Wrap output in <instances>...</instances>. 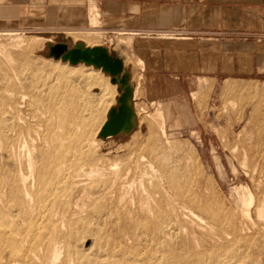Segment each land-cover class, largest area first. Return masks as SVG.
Segmentation results:
<instances>
[{"label":"rangeland","instance_id":"374dc122","mask_svg":"<svg viewBox=\"0 0 264 264\" xmlns=\"http://www.w3.org/2000/svg\"><path fill=\"white\" fill-rule=\"evenodd\" d=\"M90 7H93L91 9H94V6H91V4ZM88 27L89 24L79 29H81L83 32H86L89 31ZM75 29L77 28H68L57 25L56 23L54 24L50 21H45L44 18L42 17L37 19L21 18L20 20L19 19L8 20V21L0 20V32L23 33L24 35L23 38L26 39V40L24 39L25 42L28 40L25 43L27 45L24 44L25 46L23 45L21 49V47L19 48L15 45L16 44L15 40L17 39V37L12 38L9 35L8 36L3 34L0 35V185H1L0 187L1 190L0 191V264H13L14 262L15 264L18 263L23 264V262L24 264H34V263L47 264L48 262L46 261L48 260L46 259L47 258L49 260L51 259V257L48 254H50V250H52L53 249L52 247H54L52 246L50 248L49 245L55 244L56 246H58L59 242L61 246L59 245L58 247L64 250L60 249V251L63 252L62 253L63 255H61L59 261L57 260L56 264L71 263L73 259L74 262H72L71 264L74 263L81 264L82 262L78 263L79 260L82 261L84 260L85 263L83 264H90V263L91 264H98V263L99 264L100 263L101 264H136L135 262H137V264H166V263L167 264H198L197 262H199L200 264H204L202 263L203 261L205 262V264L207 262H208L207 264L209 263L220 264V262L217 261L219 255H220V259L226 262L225 263L224 261H221L222 262L221 264H223V262L225 264H264V217H263L264 212L261 216H259L257 212L259 205L261 206L264 205V36H257L249 39H244L242 37H233V38L231 36L226 37V35L217 36L216 34L214 35L209 32H201V31L195 32L196 30L187 29V28H167V30H174V31H163L165 29H156V28L154 29L139 28V30H134L132 28L131 29L125 28V25L122 24L112 28L103 27V25L101 24L99 28H94V30H97L96 32L101 31V33H103V36L105 35L104 36L105 39L103 40L102 44L96 43L94 40L91 41L90 44L88 42L87 43L84 42L85 43L84 44L82 42V39L77 40L75 42V39L73 38V36L75 35L72 34L71 32ZM119 31H123V32H119ZM73 32L76 34L75 31ZM124 32H126V35L124 36L119 35L120 33L124 34ZM127 32H132V33L136 32L141 34V35H135V37L133 36L132 46H129L128 48L125 47L128 56L131 55L133 58H135V60L136 58L142 59V56L137 52L136 47L134 45L136 39H140V40L151 39L154 41H158L159 44L156 45L158 46L162 45L160 47L161 52L156 53L151 51L152 53H150V55L147 58L149 59L148 62H146V60L143 58L142 60L145 63V67L143 69L137 67L138 71L135 68L134 70H132L133 67L131 65H129L128 68H126V70H128L131 74V83L134 86L133 97L135 96L136 87L138 88V90L140 88V90L138 91L139 95L137 94L135 101L133 99V107L136 113V127L128 134L121 133L104 139L99 135L100 127H102L104 122L107 120L109 110L112 107H117L119 105L118 96H120L121 94L120 86L118 84L113 85L111 83V77L106 72H103L102 69L98 70L94 66H87L84 63L78 65H72L70 64L69 61L64 62L62 61V59L58 60L55 59L54 57H49L48 55H46V53L48 52L49 44H56L58 42H65L69 46L75 45L77 43H83L85 46H87V44L91 46L92 44L93 46L96 44H100L108 48L109 52L114 56L116 55V57L124 59L125 56L119 54V52L121 51L117 50L118 53L117 51H115L114 49L115 46L112 44V41H114V39L115 41H117L118 39L126 40L128 38L127 35H132L130 33L127 34ZM162 32L182 35L188 37L189 39L179 40L176 38L174 39L152 38V37H158V34ZM37 36H42V37L45 36L46 38L48 39L50 38L51 40H53V42L50 43L43 41L44 45L42 44V42H38V41H35V43H33ZM65 36H67V38ZM3 49H5L8 52L10 51L11 55L15 57L14 59H16V61L15 64L13 63V65H11L12 67L10 66L11 63L6 60V57L4 56L3 53ZM193 49L198 50L199 54L193 56L192 55ZM23 56L27 59L23 61V63H21L22 60L20 59L21 58L23 59ZM36 56L37 57L39 56L41 58L38 57L39 58L38 59ZM43 61L46 62V64L48 62L50 63L44 65V63L43 64L41 63ZM31 63L36 66V67L34 66V69L35 68L40 69V70L39 69L36 70L38 73L44 74L46 76V78L43 81V84L37 85L38 88L40 86L39 91L41 93L39 95L37 94L36 100L34 101L36 105L34 104V106L33 105L31 106L29 104L30 105L29 106L28 103L24 101V103L22 102L21 105L20 104L18 105L19 106L18 109H14L15 102L14 100L13 101L11 100L13 95L11 96L7 94L8 91L12 92L14 90L15 92V88L19 87L18 86L19 83L17 82L16 79H14L15 78L14 73H16V71L17 73L20 72L21 66H23L26 69V71L24 72L25 73L24 78L26 77L28 79L29 76L31 77V73L28 71L30 70L31 67L32 68L30 71L32 73H37L35 70H33V66H31ZM148 63H150V66H148ZM44 66L47 68H45ZM43 67L44 69H42ZM29 73L30 75H28ZM139 76L141 78H139ZM24 78L22 77V79L25 81ZM26 84L27 82H25V85ZM138 84L139 86H137ZM226 85H231L230 87L232 89L229 92L226 90L225 87ZM11 88L14 89L12 90ZM14 94H15L14 95L15 101L16 102L20 101L19 103H21V99L18 97L17 93ZM55 104L57 107L55 106ZM134 104L137 107H135ZM20 106L23 107V109L20 108ZM160 106L162 107L166 116L165 119H166L167 133L165 138L163 137L166 140L161 138L157 132H156V137L159 141L161 140L160 141L161 144L164 141L165 142L170 141L172 145H170V147H166L164 146V144H162V149L164 148L165 150L163 149L160 152L161 158L159 160H161L164 157H165L164 159L168 158L170 160V161L168 160L169 162L168 167L174 169L177 175L180 176V178H182L183 180L186 177L184 182H189L190 186L193 187L195 193H197L196 194L197 198H200L199 200L202 203L203 209L204 206L207 205V203L208 205L212 204L216 206L218 215H220V217H217L215 219L216 222L215 226L217 227L215 228L217 229L216 230L217 232L215 231V229L213 231L211 230L212 231L211 232L209 229H207L204 226H201V228L198 227L196 228L195 226H192L191 229L192 223H189L191 219L190 218L187 219L188 217L183 218L184 213L181 212L182 211V208L180 206L181 202L179 201H178L179 203L177 202L178 209H176L177 207L175 208V206L173 207L172 204L170 205L169 204L170 201H168L169 199H167V195L163 193V191L165 192V190L162 191V189H164L161 188L163 185L160 186L158 182H154L153 184H150L149 179H146L145 187L147 191L151 193L152 197H155V195H157V198L156 197H155L156 199L152 198V200L153 201L155 200L156 205L160 200L163 199L165 200L166 203H168V205L166 204L164 205V209L159 211V209L156 208L157 206H155V202L153 203L151 201L150 204L151 207L154 206L152 207V209L154 211L157 210L158 212L161 213H163L166 209L167 210L166 212L168 216L171 218V220L170 219L168 220V217H164V219L166 218V220L162 219L161 217L160 220L158 219L160 217L156 218L151 215L149 216L148 214H145V212L144 213L138 212L139 209L138 201L140 198L139 196L141 195L140 189H137L139 188V185L136 184L137 185V186L135 185L136 187L134 186L133 189H130V191L132 190L131 192L126 193L125 191H123V188H120L121 186L118 184L115 185L114 188L112 187V183L108 182V179H110L112 176H110V178L108 176V179L105 176L104 181L105 183L107 181V185L109 186L111 185L110 186L111 188L109 187V189L107 190V196L110 195L111 198L115 194H116L115 196H118V198L115 196L112 198V200L115 198L116 201L114 200L109 201L110 203L112 202L114 204L116 203V206L115 205L112 206L113 204L109 205L108 204L109 202L108 203L106 202L107 204L104 202L105 204H103L104 198L101 197V194L95 195L93 197L95 200H97L96 203L92 200V202H89V204H87L88 201L92 199L93 191L95 190V188L97 189L100 186V184H98L97 181L89 180L90 178L88 179L89 177L88 174H82L83 171L84 173H88L89 171L87 170L91 168L90 165L89 166L83 165L81 170H83V168L85 170H83L82 173L80 171L79 174L77 175L80 174L82 175V177L81 176L78 177L79 179L83 178L84 175H85L84 178L86 177L87 179L85 178L86 181L84 180V178L80 180L78 179V182H81L80 184L82 185L84 184L83 185L84 187L82 188H84L85 190L81 188V191L84 190L83 192H85V194L81 191L80 192L83 194V196L85 195L89 197L90 195V198L87 197L89 200L88 201L82 200V198L83 199H87V198L85 196L84 198L80 194V192L79 194L77 193L78 195L77 197L76 190H74L75 191L74 194L76 196L75 200H77L76 202L75 200H70L67 197L64 200L62 199L63 201L60 202V204L63 203L60 206L61 209L59 210L58 208H55V211H57L58 209L57 212H59L60 216H58V214L55 212L56 214L54 213L53 217H50L51 219L50 222L53 220L54 223H56L57 221L58 222L56 224H54L53 222H51V224L49 223L50 225L48 224V229L49 228L53 229L51 231L49 229V232H47L49 239L48 241L52 240L51 241L52 243L50 242L47 243L48 242L47 241L43 247L33 246L34 244L32 240L33 234L29 231L30 227L27 226L29 225L31 226V224H33L36 221V219L38 220V218L34 217L30 211H27L26 208L28 207L25 206L24 200L21 201L22 198L21 199L19 198L18 186L20 184H19V180L17 179L20 176L19 174H23L21 176H24L23 172H25L26 174L25 177L29 176L28 174L29 155L27 156V154L29 153V151L31 152L33 150L34 146H31V144L33 143L32 145H35V143L32 141L36 139V141L34 140L37 143L36 146L41 149H44L47 152L48 150L53 151L55 146L67 148L70 145V143L72 144L73 141L75 140L73 136L74 134L78 135L77 139L80 138V142H81L82 131H85L84 129L89 126L92 129L91 125H93V132L94 130L96 131L93 133L91 129L87 130L88 129L87 128L85 133L87 131L89 133L88 132L86 134L83 133L82 138L86 137L84 138L85 141L88 138L89 142H91L93 139L99 140L95 149L92 150L93 152H95L94 154L95 158H97V156L99 155L103 158V156H105L106 154L109 156V158L111 157V160L112 159L114 160L118 156L121 157L123 156V158H126L128 156V153L132 151H136L135 152L136 154H140V153L146 154V152L144 153V151L146 150L144 148H146L145 146L147 145L146 143L149 136L148 126L150 123V118H148L147 116L156 114ZM25 107H27V109ZM43 107L45 109H43ZM141 108H145V110ZM11 109L14 110L11 111ZM139 110L142 111L138 112ZM38 111H40L41 113ZM169 112L173 113L174 116H171ZM54 113H56L57 115L55 116ZM74 114L75 115L78 114L77 117ZM19 117H21L22 120L21 119L19 120L18 119ZM30 117H32V119ZM65 119L72 121L68 122ZM75 119H77V121ZM54 122H55V126H54ZM67 122L70 124L68 125ZM72 122L74 123V125ZM78 122L80 123V127L78 125L79 124ZM82 122L83 124L85 122L84 124L85 126L88 123L87 126L83 128L84 125L81 124ZM49 123L52 125H49ZM60 124H62L61 127ZM63 124L64 126L67 125L68 127H62ZM39 126L43 127V128L40 127L42 130L39 128ZM53 126L55 127L54 129L58 127L56 131L52 129ZM73 126H75L77 129L73 128ZM59 127L62 128L63 131ZM30 128L33 130L29 131ZM34 128L35 130L38 128L36 130L37 132L34 130ZM48 128L50 129L48 130ZM72 129L76 130L74 131V134ZM27 130L31 133L28 132L29 133L28 134L27 132H25ZM21 131L24 132L22 133ZM77 131L79 132L77 133ZM35 132L38 133V135ZM7 133L10 135L8 136ZM136 133L139 134L137 135ZM87 134L88 135L91 134L90 135L91 138ZM66 135H70V136L68 137ZM6 136L8 138H6ZM37 137L40 138L37 139ZM14 138H16V141L14 140ZM45 138H48L49 141V145L47 144L48 146H45L46 144ZM70 138H72L73 140H70ZM133 138H135V140H133ZM7 139L10 140L8 141L10 142L9 143L10 146L6 145L8 143ZM57 140L59 142H57ZM88 140L86 141L87 143ZM19 141H21V143H19ZM50 141H52V143ZM65 141L66 142L69 141V142L63 143ZM14 143L19 145L18 146L15 145L16 147L15 148ZM26 144L28 145L30 144L31 147L27 146ZM63 144H65V146H62ZM23 145H25L26 148H23L24 147ZM19 146L20 148H17ZM6 147L8 149H4ZM10 147H12L13 150L12 148L10 149ZM27 147H29L30 149L29 148L27 149ZM47 147L48 148L53 147V148L51 150L48 149ZM15 150L18 152H16ZM5 151L6 153L4 155ZM13 151L16 152L15 153L16 157L14 156ZM8 158L9 160L12 159L11 160L12 164H9L10 165L9 167H8V163H10V161L9 160H8L9 162L4 161L7 160ZM104 159L106 158L104 157L103 160ZM164 159H162L160 161L161 163L160 162L159 163L162 164L164 162ZM81 163H84V161ZM6 167H8V169ZM11 167L14 169H12ZM9 168L11 169L10 171ZM4 169L6 171L8 170V172L5 173ZM73 170L76 169L73 168ZM19 171L20 172L23 171V172L20 173ZM66 171H67V167H66ZM9 173L11 174V176ZM131 174L130 176H133L132 172ZM72 178L74 180L76 179L73 176H71V180ZM71 180L69 179V183L72 182ZM82 180L84 182H82ZM13 182L16 183L14 184L17 186L16 188L14 185H13L14 187H11ZM86 182L87 184L85 186ZM94 183L95 185H93ZM90 184L92 185L93 189L90 187L91 186ZM163 184L164 185L166 184V180L163 181ZM88 185L89 188H87ZM4 187L6 189H4ZM85 187L87 188V190H89L90 188L91 190H89L88 192ZM243 187L244 188L247 187L252 192L255 199L253 202L254 204H252V206H250L249 209V211L251 210L250 211L251 215L249 218L244 216H242L243 217L242 218L240 216L241 212L245 211V206L243 204V197H244ZM10 189L13 191H11ZM110 189L111 190L113 189V191H110ZM138 190L140 194H138ZM168 190L170 193L172 192L171 194L173 195V190H171L169 187ZM15 191L17 192V194ZM8 192L11 194V197ZM113 192L114 194H112ZM119 193H123V195L124 193L126 194L129 193V195H124L125 197H127V200L125 199L124 196H122ZM15 194L17 195L18 198L16 197ZM97 198H99V200ZM122 198L123 200L124 199L126 200V203L125 201L122 200ZM131 198L134 199L135 206L133 205V203H131L130 201L132 200ZM8 199H12V200H8ZM81 200L84 201L85 203H83ZM120 200L123 202L119 203ZM12 201H14L12 203L13 205L11 204ZM17 201L18 202L21 201L20 203L21 206L18 204ZM80 202L82 204H80ZM129 202H130L129 204L130 206L128 205ZM14 203H17L19 206ZM65 203H67L66 204L67 208H65L66 207L64 205ZM75 203L76 204L78 203L77 213H73L76 210ZM10 204L12 205L13 208L10 206ZM93 205L97 207L95 208L93 207ZM101 205L102 206L105 205L104 207L112 206L114 210L112 208L104 209V207H102ZM23 206L25 207V209H23ZM79 206L81 207L84 206L86 208L83 209L80 207V209H78ZM89 206L92 207L90 208ZM122 206L123 207L125 206L126 208L125 207L123 208ZM127 207L131 210H129ZM171 207H173L174 209ZM20 208H22V210ZM200 208L196 209V211L199 212L202 216H205L204 217L205 219L208 218L207 220L210 219L209 221L212 222V220L214 219L209 215H207L208 213L205 212V209L203 211V209ZM10 209H14V211ZM64 209L66 210L64 211ZM28 210L31 209L28 208ZM78 210L81 211L79 212ZM112 210L114 213H116V215L117 214L118 215L116 216L112 212ZM170 210H174V212H176L175 210H177V213L174 214L173 212V214H171L173 218L171 215H169L170 213H172V211ZM22 211L24 213L26 211L30 217L33 216L31 217V220L30 218H28L29 216L25 215L26 213L24 214ZM63 211L64 214H62ZM68 211L70 214H72V216L68 213ZM106 211H110L108 212L109 213L108 216ZM19 212H21L22 215ZM124 212L126 213L127 217H128L127 213L128 212L130 213V219L129 218L123 219V217H126ZM111 213H113V215L115 216L110 215ZM142 213L144 216L142 215ZM17 214L20 216L18 217ZM131 214L134 216H131ZM63 215H66L67 217ZM26 217L28 218V220H30V222L26 220L27 219ZM54 217H56V220L54 219ZM61 217L63 218L66 217V218L63 219ZM120 217L122 220L120 219ZM131 217H133L132 218L133 220L131 219ZM175 219L177 221L179 220L181 224L180 223L177 224V221H175L176 223H174ZM240 219L242 220L243 223L241 222ZM245 220H250V221H246L248 225L245 224L246 223L244 222ZM20 221L21 223H19ZM60 221H61L60 224H62V221L63 223H65L66 221L69 222V224L67 223L69 225L68 228L69 232L66 231L67 229L65 230V228H67L66 226L67 224L65 223L60 226V224H58ZM168 221H170V224ZM190 222H192V220ZM144 223H145V229H144ZM237 223H238V227H237ZM239 224L245 225V227L243 226L245 229L239 227ZM63 225L65 226V228ZM227 225H229V227H227ZM231 225L233 226L231 227ZM53 226H58V227H54L55 228L54 229L52 228ZM175 226L176 227L178 226L177 228L178 230L174 229L176 228ZM185 226H187V228ZM181 227H184V229ZM71 228L74 229H72L71 230L72 233L69 234ZM79 228L80 229L82 228L81 230H83V228H87V229L89 228L91 232L92 231L96 232L95 235L98 234L99 237L93 234L94 237L96 238L92 239L90 235L91 237L90 239L89 235L80 232V235L78 234L80 237L77 235V239H79L77 244L73 243L74 242L73 240L76 239V237H74L75 235L74 233L81 231L79 230ZM189 228L191 233L190 231H188ZM181 229L182 230L187 229V230L183 231L184 232L183 233ZM205 229L209 231H206ZM221 229L223 230L225 229V230L223 231ZM24 230H26V232ZM175 230L176 232L174 233ZM240 230H241V234H243L242 236L240 234ZM43 231L46 232L48 230L45 231L43 229ZM59 231L60 233H58ZM186 231H188L189 233ZM205 231L206 233H204ZM244 231L247 232L245 233ZM55 232L58 235L57 240H56L57 236ZM224 232H227L226 234L230 235V236L228 235L229 236L228 240L226 239L227 237L226 234H224ZM238 232L239 234H237ZM192 233H194L195 235ZM213 233L215 236L213 235ZM52 235L56 237L54 238ZM8 237H12L11 241L16 240V244L18 246L20 243H22L19 246V251L16 254L13 253V245L11 246L12 243L10 244L7 243ZM49 237L52 239H50ZM84 237L85 238L87 237L86 239L88 241L85 240ZM194 237L195 238L199 237V238L194 241ZM240 237L242 238L244 237V238L241 239ZM64 238L68 240H65ZM171 238L173 240H171ZM55 241L57 244L55 243ZM66 241H68L69 244ZM63 242H66V244ZM196 242L197 244L198 243L201 244V246L195 245ZM72 244L76 246H73ZM62 246H65L66 248L65 247L63 248ZM70 248L72 252L75 250L74 253L76 252L78 255L75 253L76 255L72 256V254L74 255V253H71L70 254L71 256L67 258L66 256L67 254L69 255V253L66 254L64 251L67 252ZM227 248L230 249L228 250ZM47 249L49 251H47ZM197 249L199 252L197 251ZM27 251L29 253L28 255H32L36 257L25 256L27 254ZM167 251H171V252H167ZM222 251H224L223 253L226 254V256L222 253ZM204 252L207 253L205 254ZM31 253H34V255ZM79 254L83 258H81ZM221 254L224 256H221ZM37 255H40V257ZM196 255L198 258L196 257ZM144 256L148 258L145 259ZM199 256L204 258H201ZM229 256L231 258H229ZM30 257L33 259L34 258L37 259L39 257L40 260L39 258L37 260H32L30 259ZM37 261H40L41 263ZM50 264L53 263L51 262Z\"/></svg>","mask_w":264,"mask_h":264},{"label":"bare ground","instance_id":"6f19581e","mask_svg":"<svg viewBox=\"0 0 264 264\" xmlns=\"http://www.w3.org/2000/svg\"><path fill=\"white\" fill-rule=\"evenodd\" d=\"M90 2V1H89ZM89 5V4H88ZM90 6V5H89ZM92 6V5H91ZM91 8H93V7H89V10H88V15H89V27H88V29H89V31H86V32H83L81 29H79V28H77V29H75V30H73V31H75L76 32V34L73 32V31H71L72 32V34H74L75 36H73V38L75 39V42L77 41V40H81L82 39V42L84 43H89L90 44V42L91 41H95L96 43H101L102 44V42H103V40L105 39L104 38V36H103V33H101V31L100 32H96L97 30H94V28H99L100 26H101V21H99L100 19H99V13L96 11V9H95V7H94V9H91ZM64 29V28H63ZM65 30V29H64ZM63 31V30H62ZM67 31V30H66ZM68 31H70V30H68ZM66 33V32H65ZM70 33V32H69ZM1 34H3V35H9V36H11L12 38L13 37H17V39L15 40V45L17 46V47H21V49H22V46L28 41H26L25 42V38H23V33H12V32H0V35ZM105 34V33H104ZM128 34V33H127ZM131 34V33H130ZM2 35V36H3ZM68 35V34H67ZM120 36H124V35H126V32H124V34L123 33H120L119 34ZM163 35V34H162ZM72 36V35H71ZM119 36V37H120ZM128 36V38L126 39V40H119L118 38H116V39H118L117 41H115V39H114V41H112V44L115 46L114 47V49H115V51H117V50H119V51H121V52H119V54H121V55H124L125 56V58L123 59H121V58H119V57H117V58H119V59H121L123 62H124V67H125V69L126 68H128V66L129 65H131L132 67V70H134V68L138 71V68L137 67H139V68H141V69H143L145 66H144V63H143V61H141L140 59H137L136 58V60H135V58H133L131 55L130 56H128V53H127V51L125 50V47H129V46H132V43H133V34L132 35H127ZM5 37V36H4ZM66 38H67V36H65ZM118 37V36H117ZM180 38V37H179ZM23 39V40H22ZM25 39V40H24ZM108 39H110V38H108ZM113 39V38H112ZM121 39V38H120ZM64 40V39H63ZM35 41H38V42H42V44H43V41H46V42H53V40H51L50 38L48 39V38H46L45 36L44 37H42V36H37L36 38H35V40H34V42L33 43H35ZM14 42V41H13ZM29 42H30V40H29ZM111 42V41H110ZM84 43V44H85ZM4 44V43H3ZM89 44H87V46L88 47H93V44H92V46L91 45H89ZM124 44V45H123ZM25 45H27V44H25ZM24 45V46H25ZM44 45V44H43ZM94 46H101L100 44H96V45H94ZM124 46V47H123ZM5 47V46H4ZM24 48V47H23ZM1 49H2V47H1ZM7 49V48H6ZM20 49V50H21ZM113 49V48H112ZM121 49V50H120ZM26 50V49H25ZM24 50V51H25ZM28 50V49H27ZM3 53H4V56L6 57V60L8 61V62H10L9 64H10V66L11 65H13V63L15 64V61H16V59H14L15 57H13L12 55H11V53H10V51L8 52V51H6L5 49H3ZM117 53H118V51H117ZM3 56V57H4ZM117 56H119V55H117ZM22 57V56H21ZM37 57V56H36ZM39 57V56H38ZM37 57V58H38ZM115 57H116V55H115ZM36 58V59H37ZM39 58H41V57H39ZM38 58V59H39ZM5 59V58H4ZM27 58H25L24 56H23V59L21 58L20 60H22V62L21 63H23V61H25ZM34 59V58H33ZM59 60V59H58ZM48 61V60H47ZM20 62V61H19ZM29 62V61H28ZM64 62H68V61H64ZM42 64L44 63V65L46 64V62H41ZM48 63H50V62H48ZM47 63V64H48ZM81 63H84V62H80V63H78V64H81ZM40 64V63H39ZM38 64V65H39ZM46 64V65H47ZM78 64H76V65H78ZM85 64V63H84ZM87 65V64H86ZM16 66V65H15ZM29 66V65H28ZM31 66H33V70H38V69H34V64H32L31 63ZM49 66V65H48ZM87 66H93V65H87ZM12 67V66H11ZM36 67V66H35ZM45 67V66H44ZM44 67L42 68V69H44ZM32 68V67H31ZM31 68H30V70H31ZM45 68H47V67H45ZM17 69V68H16ZM41 69V70H42ZM96 69H98V70H100V68H96ZM30 70H28L30 73H31V77L29 76V80L25 77L24 78V75H25V71H26V69L23 67V66H21V71L20 72H18L17 73V71H16V73H14V79H16L17 80V82L19 83H17L18 84V86L19 87H17V88H15V92H14V88H11L13 91V93L12 92H7V94H9V95H13V99L11 98V100L13 101L14 100V102H15V107H14V109H18L19 108V104L21 105L22 104V102L24 103V101H26L27 103H28V105L30 104L31 106L33 105L34 106V101L36 100V97H37V94L39 95L41 92L39 91V88H40V86H39V88H38V84L39 85H42L43 84V81H44V79L46 78V76L44 75V74H40V73H38L37 71V73H32ZM40 70V69H39ZM48 70V69H47ZM46 70V71H47ZM11 71V70H10ZM63 71V70H62ZM61 71V72H62ZM44 72V71H43ZM104 72V71H103ZM30 73L28 74V75H30ZM47 73V72H46ZM58 73V72H57ZM27 74V73H26ZM59 74H60V72H59ZM108 74V73H107ZM62 75V74H61ZM109 76H110V74H108ZM138 75V74H137ZM143 76V75H142ZM22 77L25 79V81L22 79ZM111 77V76H110ZM138 77V76H137ZM59 78V77H58ZM139 78H141L140 76H139ZM138 80V79H137ZM60 81V80H59ZM58 81V82H59ZM25 82H27V84L25 85ZM137 82H140V81H137ZM14 83H15V80H14ZM112 83V82H111ZM16 84V85H17ZM113 84V83H112ZM118 83H116V84H113V85H117ZM119 85V84H118ZM120 86V85H119ZM137 86H139V84L137 85ZM231 85H226L225 87H226V90L229 92L232 88L230 87ZM17 89V90H16ZM46 89V88H45ZM139 90H140V88H139ZM138 88L136 87V89H135V96L133 97V99H134V101H135V99H136V97H137V94H138ZM58 91V90H57ZM63 91V90H62ZM5 92V91H4ZM44 92H45V90H44ZM43 92V93H44ZM55 92V91H54ZM14 93H17V95H18V97L21 99V103H19V102H16L15 101V99H14ZM42 93V94H43ZM56 93V92H55ZM140 93V92H139ZM58 94V93H57ZM45 95V94H44ZM133 95H134V91H133ZM139 95V94H138ZM5 96V95H4ZM6 96H8V95H6ZM10 96V97H11ZM49 96V95H48ZM61 96V95H60ZM63 96V95H62ZM9 97V98H10ZM17 97V98H18ZM66 99H68V98H66ZM65 99V100H66ZM72 99V98H71ZM132 99V100H133ZM10 100V99H9ZM26 103V104H27ZM48 103V102H47ZM4 104V103H3ZM7 104V103H6ZM41 104V103H40ZM14 105V104H13ZM24 105V104H23ZM22 105V106H23ZM29 105V106H30ZM36 105V104H35ZM54 105V104H53ZM75 105V104H74ZM137 105V104H136ZM2 106V105H1ZM9 106V105H8ZM12 106V105H11ZM25 106V105H24ZM23 106V107H24ZM38 106V105H37ZM37 106H36V108H37ZM40 106V105H39ZM55 106H56V104H55ZM134 106H135V104H134ZM23 107H21L20 106V108H22L23 109ZM57 107V106H56ZM135 107H137V106H135ZM10 108V107H9ZM13 108V107H12ZM26 109H27V107H25ZM47 108V107H46ZM8 109V108H7ZM13 109V110H14ZM33 109V108H32ZM43 109H45L44 107H43ZM51 109H52V107H51ZM50 109V110H51ZM141 109H144L145 110V108H141ZM6 110V109H5ZM10 110V109H9ZM12 109H11V111H13ZM48 111H49V109H48ZM47 111V112H48ZM53 111V110H52ZM58 111V110H57ZM140 111H142V110H139L138 112H140ZM17 112V111H16ZM23 112V111H22ZM38 112H40V111H38ZM3 113V112H2ZM18 113H20V112H18ZM33 113H36V112H33ZM41 113V112H40ZM46 113V112H45ZM58 113V112H57ZM94 113V112H93ZM55 114V116L57 115L56 113H54ZM64 114V113H63ZM147 114V113H146ZM173 114V113H172ZM9 115V114H8ZM15 115H17V114H15ZM34 115V114H33ZM39 115V114H38ZM75 115V114H74ZM78 115V114H77ZM77 115H75L76 117H77ZM88 115V114H87ZM139 115H140V113H139ZM148 115V114H147ZM13 116V115H12ZM138 116V115H137ZM9 117V116H8ZM23 117V116H22ZM34 117H36V116H34ZM96 117V116H95ZM148 118H150V123H149V126H148V128H149V136H148V139H147V145L145 146L146 148H144V149H146L145 151H144V153L146 152V154H136L135 152L136 151H132V152H130V153H128V156L126 157V158H123V156L121 157V156H118V157H116L114 160L112 159L111 160V157L109 158V156L106 154L105 156H103V158L105 157L106 159H104L103 160V158L99 155V156H97V154H96V156H97V158H95L94 157V154H95V152H93L92 150L93 149H95V147L97 146V144H98V142H99V140H95V139H93L91 142H89V140H88V138H87V140H88V143L84 140V138H86V137H83L82 138V136H83V133H85V131H86V129L87 130H89V129H91V127L89 126V127H86L87 126V124H86V126L84 125L85 124V122H84V124H83V122L81 123L82 125H84L83 126V128L84 127H86L84 130L85 131H82V136H81V142H80V138L79 139H77L78 137V135H76V134H74V131H76V130H73V136H74V141H73V143L71 144L70 143V145L69 144H67V145H69L67 148L66 147H56L55 146V148H54V150L53 151H50V150H48V149H51L52 150V148H48V149H46V150H48V152L47 151H45L44 149H41V148H39V147H37L36 146V139H34L32 142H34L35 143V145H32L31 144V146H34L33 147V150L30 152L29 151V153L27 154V156L29 157L28 159V161H29V164H28V166H29V171H28V174H29V176H26L25 177V172H23V171H19L20 173H24V176H21V175H23V174H19L20 176H19V178H17L18 180H19V186H18V196H19V198L21 199V201H23L24 200V202H25V206H27L29 209H31V210H28V208H26L27 209V211H30L31 212V214L34 216V217H37L38 218V220L36 219V221L33 223V224H31V226L29 225V226H27V227H30V232L33 234V246H37V247H43L45 244H46V242L49 240L48 239V234H47V232H49V229H50V231L51 230H53V229H51V228H49L48 229V224L50 223L51 224V222H53V221H51L50 222V217H53V215H54V213L56 212L57 214H58V216H60V214H59V212H57L58 211V209L60 210L61 208H60V206L63 204H60V202H62L66 197L67 198H69L70 200H75L76 199V196H75V191L74 190H76L77 192H76V195H77V193L79 194V192L81 191V188L82 187H84L82 184H80L81 182H78V177H82V175L80 174V175H77V174H79V172L81 171V173H82V171L83 170H85L84 168H83V170H81L82 169V167H83V165H90L91 166V168L90 169H88L87 171H89L88 173H84V171H83V173L82 174H88V179L89 180H92V181H97L98 182V184H100V188L98 187L97 189L95 188V190L93 191V193H92V199H90V201H88L89 199L88 198H90V195H89V193H88V195H89V197L88 196H85L87 199H83L82 197V200H85V201H88V203L87 204H89V202H92V200L96 203V201L97 200H95L93 197L95 196V195H98V194H101V197L102 198H104V201H103V204H105L106 202L108 203L109 201H111L112 200V198L116 195H114L112 198H111V196L110 195H108L107 196V190L109 189V187L111 186H109V185H107V181H106V183H105V181H104V177L106 176L107 177V179H108V176H109V178H110V176H112L110 179H108V182L109 183H112V187L114 188L115 187V185H120L121 187L120 188H123V191H125L126 193L127 192H131L130 191V189H133L134 188V186L137 184V185H139V188H137V189H140V192H141V195L139 196L140 198H139V201H140V203H139V201H138V204H139V206H138V212H145V214H148L149 216L151 215V216H153V217H156V218H158V217H160V218H158V219H160L161 220V217H162V219H164V217H168V220L170 219L171 220V218L168 216V214H167V210L165 209V211L163 212V213H161V212H158L157 210L156 211H154L153 209H152V207H154V206H152L151 207V201L154 203L155 202V200L153 201L152 200V198H157V195H155V197H152V195H151V193L150 192H148L147 191V189H146V187H145V181H146V179H149V181H150V184H153L154 182H158V184L161 186V185H163L161 188H164V189H162V191L163 190H165V192L163 191V193L164 194H166L167 195V199H169L168 201H172L171 203L169 202V204L171 205H173V207L175 206V208L178 206V203L179 202H181V208H182V211L181 210H179V211H181V212H183L184 213V215H183V218L184 217H188L187 219H191L192 220V222H190L189 220V223H192V225H191V229H192V226H195L196 228L198 227V228H201V226H204V227H206L207 229H209L210 231L212 230H214L215 229V231L217 230L216 228V222H215V219L217 218V217H220V215H218V211H217V209H216V206L215 205H212V204H209L208 205V203H207V205H203L204 206V209H205V212H207L208 214L207 215H209L210 217H212L214 220H212V222L211 221H209V220H207V219H205L204 217L205 216H202L199 212H197L196 211V209H199L200 207L203 209V207H202V203L200 202V198H197V196H196V194L197 193H195V190L193 189V187L192 186H190V183L189 182H184V180L186 179V177H185V179L183 180L182 178H180V176H178L177 175V173L175 172V170L174 169H171L170 167H168V158H166V159H164V158H162V159H164V162L162 163V164H160L161 162V160H159L160 158H161V151L164 149H162V144H164V146H166V147H170V145H172L171 144V142L170 141H168V142H163L162 144H161V140L159 141L158 139H157V137H156V132L158 133V135H160V137L161 138H165V136H166V133H167V131H166V119H165V117H164V111H163V109H162V107L160 106V108L157 110V112H156V114H154V115H149V116H147ZM11 118V117H10ZM16 118V117H15ZM31 119H32V117H30ZM49 118V117H48ZM56 118V117H55ZM79 118V117H78ZM19 120L21 119L22 120V118L21 117H19L18 118ZM51 119H53V118H51ZM70 119V118H69ZM89 119V118H88ZM172 119V118H171ZM10 120V119H9ZM34 120H35V118H34ZM59 120H61V119H59ZM66 120V119H65ZM76 121H77V119H75ZM143 120V119H142ZM14 121V120H13ZM66 121H72V120H66ZM47 122V121H46ZM67 122V123H68ZM74 122V121H73ZM72 122V123H73ZM91 122V121H90ZM89 122V123H90ZM142 122V121H141ZM10 123H11V121H10ZM19 123H21V122H19ZM24 123H25V121H24ZM50 123H52V122H50ZM49 123V125H52V124H50ZM79 123V122H78ZM9 124V123H8ZM23 124V123H22ZM44 124V123H43ZM42 124V125H43ZM65 124V123H64ZM64 124H63V126L62 127H68L67 125H65L64 126ZM70 123H68V125H69ZM91 124V123H90ZM93 124V123H92ZM95 124V123H94ZM13 125V124H12ZM18 125V124H17ZM61 125L62 124H60V127H61ZM73 125H74V123H73ZM75 125H77V124H75ZM79 125V127H80V123L78 124ZM20 126V125H19ZM54 126H55V122H54ZM53 126V128L52 129H54L55 127ZM92 126V132H93V125H91ZM103 126V125H102ZM43 128L42 126H39V128ZM59 127V128H60ZM78 127V126H77ZM28 128H29V126H28ZM27 128V129H28ZM33 128V127H32ZM40 128V129H41ZM58 128V127H57ZM57 128L56 129H54L55 131L57 130ZM73 128H75V129H77L75 126H73ZM139 128H140V126H139ZM21 129V128H20ZM38 129V128H37ZM36 129V130H37ZM50 128H48V130H49ZM61 130H62V128H60ZM63 129H65V128H63ZM81 129H82V126H81ZM8 130H10V129H8ZM25 130V129H24ZM31 130H33V129H31L30 128V130L29 131H31ZM34 130H35V128H34ZM35 130V131H36ZM42 130V129H41ZM45 130V129H44ZM47 130V129H46ZM47 130V131H48ZM69 130H71V129H69ZM100 130H101V127H100ZM6 131V130H5ZM14 131V130H13ZM28 130L27 131H25V132H29ZM51 131V130H50ZM63 131V130H62ZM80 131V130H79ZM79 131H77V133L79 132ZM96 130H94V132H95ZM99 131V130H98ZM22 132V131H21ZM24 132V131H23ZM22 132V133H23ZM34 132V131H33ZM32 132V133H33ZM37 132V131H36ZM35 132V133H36ZM69 132H71V131H69ZM88 132V131H87ZM86 132V133H87ZM93 132V133H94ZM29 133H31V132H29ZM28 133V134H29ZM40 133V132H39ZM45 133H46V131H45ZM59 133V132H58ZM63 133V132H62ZM81 133V132H80ZM85 133V134H86ZM89 133V132H88ZM8 134V133H7ZM12 134V133H11ZM16 134V133H15ZM37 135H38V133H36ZM48 134V133H47ZM60 134V133H59ZM137 134V133H136ZM139 134V133H138ZM137 134V135H138ZM10 134H8V136H9ZM22 135V134H21ZM25 135H27V134H25ZM35 135V134H34ZM45 135V134H44ZM88 135V134H87ZM91 135V134H90ZM90 135H88L89 137H90ZM141 135V134H140ZM3 136H5V135H3ZM24 136V135H23ZM31 136V135H30ZM40 136V135H39ZM66 136H70V135H66ZM72 136V135H71ZM86 136V135H85ZM55 137V136H54ZM61 137V136H60ZM63 137V136H62ZM109 137H111V136H109ZM6 138H8L7 136H6ZM18 138V137H17ZM23 138H25V137H23ZM40 138V137H39ZM38 137H37V139H39ZM73 138V137H72ZM72 138H70V140H73ZM91 138V137H90ZM95 138V137H94ZM163 138V139H164ZM5 139V138H4ZM130 139V138H129ZM132 139V138H131ZM162 139V140H163ZM168 139V138H167ZM12 140V139H11ZM14 140L16 141V138H14ZM13 140V141H14ZM21 140V139H20ZM22 140H24V139H22ZM133 140H135V138H133ZM164 140H166V139H164ZM8 141H10V140H8L7 139V142ZM43 141V140H42ZM45 146H48L49 145V141H48V138H45ZM62 141V140H61ZM67 141V140H66ZM63 142V143H68V142ZM138 141V140H137ZM6 142V143H7ZM18 142V141H17ZM51 143H52V141H50ZM57 142H59L58 140H57ZM56 142V143H57ZM72 142V141H71ZM146 142V141H145ZM4 143V142H3ZM10 142H8L6 145L7 146H10V144H9ZM12 143V142H11ZM19 143H21V141H19ZM31 143V142H30ZM9 144V145H8ZM48 144V145H47ZM59 144V143H58ZM144 144V143H143ZM15 145H17V144H15L14 143V147H15ZM19 145V144H18ZM17 145V146H18ZM27 146H29V147H31L30 146V144L28 145V144H26ZM53 145H54V143H53ZM132 145V144H131ZM130 145V146H131ZM136 145V144H135ZM24 147L23 148H26L25 147V145H23ZM62 146H65V144H63ZM138 146H140V145H138ZM142 146V145H141ZM144 146V145H143ZM29 147H27V149L29 148ZM12 147H10V149H11ZM16 148V147H15ZM14 148V149H15ZM17 148H20V146L19 147H17ZM134 148V147H133ZM4 149H8L7 147L6 148H4ZM10 149H9V151H10ZM30 149V148H29ZM140 149H141V147H140ZM12 150H13V148H12ZM122 150V149H121ZM165 150V149H164ZM8 151V150H7ZM16 151V150H15ZM50 151V152H49ZM168 151V150H167ZM16 152H18V151H16ZM16 152H14L13 151V153H14V156H15V153ZM138 152H139V150H138ZM137 152V153H138ZM140 152H141V150H140ZM164 152V151H163ZM162 152V153H163ZM5 153H6V151L4 152V155H5ZM12 153V152H11ZM102 153V152H101ZM7 155V154H6ZM165 155V154H164ZM9 156V155H8ZM10 156H11V154H10ZM18 156V155H17ZM26 156V157H27ZM155 156V157H154ZM7 157V156H6ZM13 157V156H12ZM16 157V156H15ZM22 157V156H21ZM11 158V157H10ZM4 159H5V156H4ZM3 159V160H4ZM14 159V158H13ZM124 159V160H123ZM9 158L7 159V160H4V161H7V162H9L10 161V163H8V167L10 166L9 164H12V162H11V160L12 159H10L9 161ZM84 161V163H81V162H83ZM170 161V160H169ZM160 162V163H159ZM6 163V162H5ZM5 163H4V165H5ZM18 163V162H17ZM81 164H82V166H81ZM15 165V164H14ZM17 165V164H16ZM7 166V165H6ZM27 166V167H28ZM87 166V167H88ZM169 166H171V165H169ZM8 167H6L7 169H8ZM14 167V166H13ZM16 167V166H15ZM66 167H67V171H66ZM12 168V167H11ZM73 168H75L76 170H73ZM12 169H14V168H12ZM27 169V168H26ZM87 169V168H86ZM5 170V169H4ZM4 170H3V172H4ZM11 169L9 168V171H10ZM16 170V169H15ZM71 170H73V171H71ZM17 171V170H16ZM8 172V170L6 171L5 170V173H7ZM131 172L133 173V176H130V174H131ZM183 172V171H182ZM12 173V172H11ZM27 173V172H26ZM185 173V172H184ZM10 174V173H9ZM17 174H18V172H17ZM27 174V175H28ZM180 174V173H179ZM5 175V174H4ZM132 175V174H131ZM181 175V174H180ZM188 175V174H187ZM10 176H11V174H10ZM71 176H73L74 178H76L75 180L72 178V180H71ZM85 176V175H84ZM84 176H83V178H84ZM87 176V175H86ZM8 177V176H7ZM17 177H18V175H17ZM10 178H12V177H10ZM16 178V177H15ZM83 178H80V179H83ZM86 178V177H85ZM84 178V180L86 181V179ZM4 179V178H3ZM16 179V180H17ZM69 179L72 181L71 183H69ZM79 179V180H80ZM106 179V178H105ZM106 179V180H107ZM12 180V179H11ZM166 180V184H167V187H166V184L164 185L163 184V181H165ZM6 181V180H5ZM13 181V180H12ZM31 181V182H30ZM92 181H90V182H92ZM191 181V180H190ZM18 182V181H17ZM82 182H84L83 180H82ZM7 183V182H6ZM108 183V184H109ZM5 184V183H4ZM14 184H16L15 182H13V184H12V186L11 187H14L15 186V188L17 187L16 185H14ZM86 184H87V182L85 183V186H86ZM97 184V185H98ZM14 185V186H13ZM18 185V184H17ZM91 185V184H90ZM93 185H95V183L93 184ZM108 187H107V186ZM136 185V186H137ZM135 186V187H136ZM149 186H152V185H149ZM0 187H1V185H0ZM10 187V188H11ZM92 189H93V187H92V185L90 186ZM117 187V186H116ZM168 187L171 189V190H173V195L169 192V190H168ZM86 188V187H85ZM87 188H89V185L87 186ZM87 188H86V190H87ZM91 188L89 189V190H91ZM111 188V187H110ZM244 188V187H243ZM4 189H6L5 187H4ZM13 189V188H12ZM82 189H84V188H82ZM117 189V188H116ZM11 190V189H10ZM9 190V191H10ZM15 190V189H14ZM85 190V189H84ZM83 190V191H84ZM89 190H87L88 192H89ZM122 190V189H121ZM161 190V189H160ZM170 190V191H171ZM244 190V197H243V204H244V206H245V211H243V212H241V217L242 216H244V217H247V218H249L250 217V211H249V209H250V206H252V204H254L253 202H254V195L252 194V192L246 187V188H244L243 189ZM1 191V190H0ZM11 191H13V190H11ZM10 191V192H11ZM83 191H81V192H83ZM110 191H113V189L111 190L110 189ZM123 191H120V192H123ZM150 191V190H149ZM16 192V191H15ZM80 192V194L83 196V194ZM115 192H116V190H115ZM118 192V191H117ZM140 192H139V190H138V194H140ZM158 192V191H157ZM2 193V192H1ZM5 193H6V191H5ZM9 193V192H8ZM14 193V192H13ZM12 193V194H13ZM84 194H85V192H83ZM109 193H111V192H109ZM126 193H124V195H129V193L128 194H126ZM10 194V193H9ZM16 194H17V192H16ZM15 194V195H16ZM112 194H114V192L112 193ZM119 194H121L122 196H124L123 195V193H119ZM152 194H154V193H152ZM163 194V195H164ZM14 195V196H15ZM87 195V194H86ZM118 195V194H117ZM83 196V197H84ZM131 196H132V194H131ZM7 197V196H6ZM10 197H11V194H10ZM16 197H17V195H16ZM77 197H78V195H77ZM84 197V198H85ZM98 197V196H97ZM100 197V196H99ZM115 197H117L118 198V196H115ZM125 197V196H124ZM123 197V198H124ZM12 198H14V197H12ZM18 198V197H17ZM116 198V199H117ZM123 198H122V200H123ZM133 198H135V197H133ZM155 198V199H156ZM63 199V200H62ZM79 199H80V196H79ZM78 199V200H79ZM98 200H99V198H97ZM125 199L127 200V197H125ZM123 200V201H125V203H126V200ZM130 199V198H129ZM132 199V198H131ZM8 200H12V199H8ZM7 200V201H8ZM14 200V199H13ZM15 200H16V198H15ZM18 200V199H17ZM69 200V201H70ZM81 200V201H82ZM114 201H116L115 200V198L113 199ZM112 200V201H113ZM21 201H17L18 202V204L21 206ZM77 200H75V202H76ZM123 201H119V203L120 202H123ZM131 201V203H133V205H134V199H132V200H130ZM136 201V200H135ZM179 201V202H178ZM14 201H12L11 202V204L13 203ZM83 203H85L84 201H82ZM99 202V201H98ZM102 202V201H101ZM105 202V203H104ZM178 202V203H177ZM9 203H10V201H9ZM8 203V204H9ZM106 203V204H107ZM10 204V206L12 207V205ZM14 204H17V203H14ZM17 204V205H18ZM24 204V203H23ZM67 203H65L64 205L66 206L65 208H67V205H66ZM76 204V203H75ZM74 204V205H75ZM78 204V203H77ZM77 204L75 205L76 206V210H75V212H73V213H77ZM80 204H82L81 202H80ZM109 205H111V204H113L112 206H116V203L114 204L113 202L112 203H108ZM117 204H118V202H117ZM130 204V202L128 203V205ZM137 204V203H136ZM168 205V203H166L165 202V200L163 199V200H160L158 203H157V205H156V202H155V206H157L156 208L157 209H159V211L160 210H162V209H164V205ZM16 205V206H17ZM18 205V206H19ZM84 205V204H83ZM97 205V204H96ZM108 205V206H109ZM121 205H122V203H121ZM127 205V206H128ZM85 206V205H84ZM81 207V206H79V208L78 209H80V207L81 208H86V207ZM102 206V205H101ZM100 206V207H101ZM105 205H103L102 207H104ZM104 207V209L105 208H112L113 210H114V208L113 207ZM120 206V205H119ZM126 206V205H125ZM124 206V207H125ZM130 206V205H129ZM135 206V205H134ZM264 206V205H263ZM263 206H261V205H259V207H258V209H257V212H258V214H259V216H261L262 214H263V212H264V207ZM10 207V208H11ZM69 207H70V204H69ZM90 207V206H89ZM89 207H88V209H89ZM92 207V206H91ZM90 207V208H91ZM93 207H95L94 205H93ZM97 207V206H96ZM95 207V208H96ZM123 207V206H122ZM123 207V208H124ZM173 207H171V208H173ZM13 208V207H12ZM15 208V207H14ZM55 208H58L57 209V211H55ZM126 208V207H125ZM128 208V207H127ZM166 208H167V206H166ZM168 208H170V207H168ZM180 208V209H181ZM200 208V209H201ZM6 209V208H5ZM21 210H22V208H20ZM23 209H25V207L23 206ZM71 209H72V207H71ZM104 209H103V211H104ZM117 209V208H116ZM115 209V210H116ZM129 209V208H128ZM127 209V210H128ZM174 209V208H173ZM176 209H178V207L176 208ZM204 209H203V211H204ZM10 210H13L14 211V209H10ZM66 209H64V211H65ZM67 210H70V209H67ZM92 210V209H91ZM108 210V209H107ZM109 210H111V209H109ZM113 210H112V212H113ZM129 210H131V209H129ZM169 210V209H168ZM7 211V210H6ZM18 211V210H17ZM64 211L62 212V214H64ZM79 211V210H78ZM81 211V210H80ZM79 211V212H80ZM118 211V210H117ZM116 211V212H117ZM170 211H172V213H170L169 215H171V214H173V212H174V210H170ZM176 212H174V214L175 213H177V210H175ZM12 212V211H11ZM16 212V211H15ZM23 212V211H22ZM99 212V211H98ZM107 212V216L109 215V213L108 212H110V211H106ZM130 212V211H129ZM127 213L128 214V217H127V215H126V213H125V215H126V217H123V219H127V218H129L130 219V213ZM220 212V211H219ZM17 213V212H16ZM15 213V214H16ZM20 214H21V212H19ZM18 213V214H19ZM24 213V212H23ZM26 213V214H25ZM25 215H28L27 214V212L25 211ZM55 213V214H56ZM66 213V212H65ZM68 213H69V211H68ZM87 213V212H86ZM114 213V212H113ZM113 213H111L110 215H113ZM143 213H142V215H143ZM180 213V212H179ZM17 214V215H18ZM70 214V213H69ZM80 214V213H79ZM115 215H116V213H114ZM122 214V213H121ZM120 214V215H121ZM182 214V213H181ZM11 215V214H10ZM12 215H13V213H12ZM22 215V214H21ZM68 215V214H67ZM71 216H72V214H70ZM73 215H75V214H73ZM82 215V214H81ZM115 215H113V216H115ZM118 215V214H117ZM116 215V216H117ZM123 215V214H122ZM140 215H141V213H140ZM20 215H18V217H19ZM29 216V215H28ZM33 216H31V217H33ZM57 216V215H56ZM63 216H66V215H63ZM70 216V217H71ZM75 216H77V215H75ZM131 216H134V215H132L131 214ZM144 216V215H143ZM172 216V215H171ZM175 216V215H174ZM177 216V215H176ZM228 216V215H227ZM258 216V217H259ZM14 217V216H13ZM31 217L29 216L28 218H30V220H31ZM67 217V216H66ZM66 217H61V218H63V219H65ZM74 217V216H73ZM79 217V216H78ZM139 217H141V216H139ZM148 217V216H147ZM178 217V216H177ZM208 217V216H207ZM224 217H225V215H224ZM264 217V216H263ZM11 218H12V216H11ZM27 218V217H26ZM28 218L26 219V220H28ZM85 218V217H84ZM100 218V217H99ZM113 218V217H112ZM119 218V217H118ZM133 217H131V219H132ZM138 218V217H137ZM172 218H173V216H172ZM233 218H235V217H233ZM232 218V219H233ZM243 218V217H242ZM54 219L56 220V217H54ZM59 219V218H58ZM63 219H61V220H63ZM78 219V218H77ZM120 219H121V217H120ZM144 219V218H143ZM154 219V218H153ZM186 219V220H187ZM225 219H226V217H225ZM245 219V218H244ZM262 219V218H261ZM30 220H28L29 222H30ZM122 220V219H121ZM133 220V219H132ZM131 220V221H132ZM159 220V221H160ZM164 220H166V218L164 219ZM173 220V219H172ZM185 220V221H186ZM220 220H221V218H220ZM241 220V219H240ZM70 221V220H69ZM129 221V220H128ZM175 221H177L176 219L174 220V223H176ZM179 221V220H178ZM177 221V224L178 223H180V221L178 222ZM184 221V222H185ZM219 221V220H218ZM222 221H223V218H222ZM246 221H250V220H245L244 222H246ZM15 222V221H14ZM26 222V221H25ZM58 222V221H57ZM56 222V223H57ZM76 222V221H75ZM75 222H73V223H75ZM137 222V221H136ZM146 222V221H145ZM148 222V221H147ZM169 222V224H170V221H168ZM187 222V221H186ZM225 222H226V220H225ZM231 222V221H230ZM241 222H242V220H241ZM17 223V222H16ZM19 223H21V221L19 222ZM54 223V222H53ZM56 223H54V224H56ZM61 223V221L58 223V224H60ZM66 224L68 223L69 224V222H65ZM65 223H63V221H62V224H65ZM126 223V222H125ZM139 223H140V221H139ZM142 223V222H141ZM232 223V222H231ZM230 223V224H231ZM243 223V222H242ZM249 223V222H248ZM26 224H28V223H26ZM49 224V225H50ZM57 224V225H58ZM62 224H60V226L62 225ZM66 225L67 226V228H65V226H64V228H65V230L66 231H68L69 229V225ZM75 224H77V223H75ZM82 224V223H81ZM176 224V225H177ZM181 224V223H180ZM228 224V223H227ZM233 224V223H232ZM245 224H247V222L245 223ZM53 225V224H52ZM71 225V224H70ZM80 225V224H79ZM131 225V224H130ZM147 225H148V223H147ZM152 225V224H151ZM172 225H173V223H172ZM184 225V224H183ZM183 225H181V226H183ZM185 225H187V224H185ZM248 225V224H247ZM23 226V225H22ZM25 226V225H24ZM59 226V225H58ZM58 226H53L52 228H54V227H58ZM59 226V227H60ZM62 226V227H63ZM100 226V225H99ZM140 226V225H139ZM138 226V227H139ZM179 226V225H178ZM178 226L176 227V228H174V229H177L178 228ZM233 225H231V227H232ZM245 227V225H240L239 224V227H242V229ZM27 227H25V228H27ZM49 227H51V226H49ZM82 227V226H81ZM92 227V226H91ZM141 227V226H140ZM167 227V226H166ZM180 227V226H179ZM186 228H187V226H185ZM194 227V228H195ZM216 227V228H215ZM227 227H229V225H227ZM237 227H238V223H237ZM247 227V226H246ZM46 228V229H45ZM97 228V227H96ZM100 228V227H99ZM158 228V227H157ZM168 228V227H167ZM172 228V227H171ZM181 228H183L184 229V227H181ZM193 228V229H194ZM224 228V227H223ZM29 229V228H28ZM43 229L46 231V230H48V231H46V232H44L43 231ZM55 229V228H54ZM59 229V228H58ZM72 229H74V228H71L70 229V233L69 234H71L72 233ZM82 229V228H81ZM80 228H79V230H81ZM136 229V228H135ZM144 229H145V223H144ZM220 229V228H219ZM218 229V230H219ZM241 229V228H240ZM245 229V228H244ZM64 230V229H63ZM78 230V229H77ZM141 230V229H140ZM171 230V229H170ZM178 230V229H177ZM182 230V229H181ZM185 230H187V229H185ZM185 230H182V232L183 231H185ZM206 230V229H205ZM209 230H206V231H209ZM221 230H223V229H221ZM225 230V229H224ZM223 230V231H224ZM231 230V229H230ZM239 230V229H238ZM250 230V229H249ZM25 232H26V230H24ZM55 231V230H54ZM54 231H52V232H54ZM56 231H58V230H56ZM96 231V230H95ZM168 231V230H167ZM188 231H190V228H189V230ZM188 231H186V232H188ZM206 231L204 232V233H206ZM211 231V232H212ZM214 231V232H215ZM222 231V232H223ZM227 231V230H226ZM232 231V230H231ZM28 232V231H27ZM69 232V231H68ZM67 232V233H68ZM80 232L81 233H85V234H87V235H89V237H90V235H91V237H92V239L93 238H96V237H94V235H95V233L96 232H91L90 231V229L88 228H83V230H81V231H78V232H75L74 234L76 235H74V237H76V239L75 240H73L74 242L73 243H76L77 244V242H78V240L79 239H77V235L79 234L80 235ZM98 232V231H97ZM136 232V231H135ZM139 232V231H138ZM176 232V230L174 231V233ZM193 232V231H192ZM194 232H196V231H194ZM200 232V231H199ZM217 232V231H216ZM245 232V231H244ZM247 232V231H246ZM245 232V233H246ZM56 233V232H55ZM58 233H60V231L58 232ZM118 233V232H117ZM146 233V232H145ZM161 233V232H160ZM168 233V232H167ZM173 233V232H172ZM184 233V232H183ZM189 233V232H188ZM190 233H191V231H190ZM209 233V232H208ZM227 232H224V234H226ZM50 234V233H49ZM52 234H54V233H52ZM63 234H64V232H63ZM94 234V235H93ZM103 234V233H102ZM138 234V233H137ZM178 234H179V231H178ZM185 234H187V233H185ZM192 234H194V233H192ZM192 234H190V235H192ZM218 234V233H217ZM237 234H239V232L237 233ZM240 234H241V230H240ZM78 235V236H79ZM82 235V234H81ZM86 235V236H87ZM97 235V237H99L98 236V234H96ZM95 235V236H96ZM101 235V234H100ZM128 235V234H127ZM139 235V234H138ZM168 235V234H167ZM171 235V234H170ZM195 235V234H194ZM213 235H214V233H213ZM229 234H226V239L228 240L229 239V236H228ZM243 234H241V236H242ZM245 235V234H244ZM26 236H27V233H26ZM50 236V235H49ZM53 236V235H52ZM56 236H57V238H56V240L58 239V235H57V233H56ZM55 236V237H56ZM64 236V235H63ZM65 236H66V234H65ZM150 236V235H149ZM162 236V235H161ZM215 236V235H214ZM236 236V235H235ZM240 236V235H239ZM20 237V236H19ZM54 237V236H53ZM54 237V238H55ZM70 237V236H69ZM80 237V236H79ZM91 237H90V239H91ZM126 237V236H125ZM127 237H129V236H127ZM171 237V236H170ZM197 237V236H196ZM223 237V236H222ZM28 238H29V235H28ZM50 238V237H49ZM87 238V237H86ZM85 237H84V239L85 240H87ZM152 238V237H151ZM199 238V237H198ZM198 238H195L194 237V241L195 240H197ZM231 238V237H230ZM241 239H243L242 237H240ZM239 238V239H240ZM11 239H12V237H8L7 238V243H12L11 244V246L13 245V253L14 254H16L18 251H19V246L22 244V243H20L19 244V246L16 244V240L15 241H11ZM24 239H25V237H24ZM31 239V238H30ZM50 239H52V238H50ZM65 240H68V239H66V238H64ZM74 239V238H73ZM89 239V240H90ZM145 239V238H144ZM185 239V238H184ZM193 239V238H192ZM209 239V238H208ZM218 239V238H217ZM222 239V238H221ZM32 240H30V241H32ZM55 240V239H54ZM171 240H173L172 238H171ZM203 240H204V238H203ZM52 240H50V241H48L47 243H52L51 242ZM70 241V240H69ZM83 241V240H82ZM88 241V240H87ZM150 241V240H149ZM198 241H200V240H198ZM211 241V240H210ZM213 241V240H212ZM215 241V240H214ZM222 241V240H221ZM224 241H225V239H224ZM18 242V241H17ZM66 242H68V241H66ZM66 242H63V243H65L66 244ZM118 242V241H117ZM130 242V241H129ZM173 242H175V241H173ZM178 242V241H177ZM241 242V241H240ZM32 243V242H31ZM55 243H56V241H55ZM185 243V242H184ZM205 243V242H204ZM216 243V242H215ZM219 243H220V241H219ZM234 243V242H233ZM57 244V243H56ZM68 244H69V242H68ZM121 244V243H120ZM194 244V243H193ZM214 244V243H213ZM231 244V243H230ZM60 245V242L58 243V246ZM73 245V244H72ZM131 245V244H130ZM139 245V244H138ZM195 245H200L201 246V244H197V242H196V244ZM203 245H205V244H203ZM207 245V244H206ZM232 245V244H231ZM241 245V244H240ZM253 245V244H252ZM32 246V245H31ZM50 246V248L52 247V246H54V247H52L53 249L52 250H50V254H48L50 257H51V261L47 258L46 260H48V261H46V262H48L49 263V261H50V263L52 262L53 264H56V262H57V260L59 261V259H60V257H61V255H63L62 253L63 252H61L60 251V249H62V248H60V247H58V246H56L55 244L54 245H49ZM61 246V245H60ZM73 246H76V245H73ZM104 246V245H103ZM222 246V245H221ZM63 248L65 247V246H62ZM71 247V246H70ZM131 247V246H130ZM211 247V246H210ZM227 247V246H226ZM233 247V246H232ZM66 248V247H65ZM77 248V247H76ZM78 248H79V246H78ZM153 248V247H152ZM170 248H171V246H170ZM186 248V247H185ZM192 248H194V247H192ZM199 248V247H198ZM201 248V247H200ZM204 248V247H203ZM206 248V247H205ZM216 248V247H215ZM223 248V247H222ZM224 248H225V246H224ZM238 248V247H237ZM241 248V247H240ZM154 249V248H153ZM194 249H196V248H194ZM211 249V248H210ZM228 249V248H227ZM227 249H225V250H227ZM230 249V248H229ZM228 249V250H229ZM40 250V249H39ZM44 250V249H43ZM62 250H64V249H62ZM79 250V249H78ZM78 250H77V252H78ZM171 250V249H170ZM182 250V249H181ZM186 250V249H185ZM204 250V249H203ZM219 250V249H218ZM220 250H222V249H220ZM23 251V250H22ZM29 251V250H28ZM28 251H27V254L25 255V256H32V255H28L29 253H28ZM32 251H34V250H32ZM31 251V252H32ZM37 251V250H36ZM47 251H49L48 249H47ZM75 251V250H74ZM74 251L72 252V250H71V248L66 252V251H64L66 254L67 253H69V255L67 254V258L68 257H70L71 255V253H74ZM172 251V250H171ZM171 251H167V252H171ZM197 251H198V249H197ZM240 251V250H239ZM9 252V251H8ZM21 252V251H20ZM26 252V251H25ZM25 252H24V254H25ZM41 252V251H40ZM81 252V251H80ZM98 252V251H97ZM176 252V251H175ZM180 252V251H179ZM186 252V251H185ZM199 252V251H198ZM215 252V251H214ZM218 252V251H217ZM220 252V251H219ZM224 251H222V253H223ZM37 253V252H36ZM36 253H35V255H36ZM49 253V252H48ZM76 253V252H75ZM74 253V255L72 254V256H75L76 254ZM161 253V252H160ZM205 253V252H204ZM207 253V252H206ZM205 253V254H206ZM226 253V252H225ZM232 253V252H231ZM31 254H33L34 255V253H31ZM140 254V253H139ZM198 254V253H197ZM211 254V253H210ZM209 254V255H210ZM212 254H213V252H212ZM219 254V253H218ZM224 254V253H223ZM78 255V254H77ZM137 255H138V253H137ZM201 255V254H200ZM225 256H226V254H224ZM224 255H222L221 254V256H224ZM37 256H39L40 257V255H37ZM48 256V257H49ZM79 256H80V254H79ZM90 256H91V254H90ZM93 256V255H92ZM142 256V255H141ZM208 256V255H207ZM206 256V257H207ZM231 256V255H230ZM229 256V258H231ZM32 257H36V256H32ZM38 257V258H39ZM65 257V258H66ZM77 257V256H76ZM81 258H83L82 256H80ZM86 257V256H85ZM143 257V256H142ZM145 257V259H147L146 258V256H144ZM195 257V256H194ZM196 257H197V255H196ZM199 257H201V256H199ZM215 257H217V256H215ZM228 257V256H227ZM233 257V256H232ZM13 258V257H12ZM37 258V259H38ZM66 258V259H67ZM72 258V257H71ZM78 258V257H77ZM103 258V257H102ZM198 258V257H197ZM201 258H204V257H201ZM19 259H20V257H19ZM27 259V258H26ZM30 259H32V260H37V259H33V258H31L30 257ZM29 259V260H30ZM45 259V258H44ZM66 259H65V261H66ZM70 259V258H69ZM73 259V258H72ZM99 259V258H98ZM109 259V258H108ZM139 259V258H138ZM185 259V258H184ZM193 259V258H192ZM200 259V258H199ZM215 259V258H214ZM39 260H40V258H39ZM75 260H77V259H75ZM113 260V259H112ZM118 260V259H117ZM130 260V259H129ZM169 260V259H168ZM182 260V259H181ZM202 260H204V259H202ZM201 260V261H202ZM205 260H206V258H205ZM209 260V259H208ZM21 261V260H20ZM80 261V262H79ZM78 261V263H81V264H83V263H85V261L83 260H79ZM100 261V260H99ZM217 261L218 262H220V264L222 263L221 261H224V260H221L220 259V255H219V258L217 259ZM234 261V260H233ZM23 262V261H22ZM32 262V261H31ZM37 262H39V263H41L40 261H37ZM36 262V263H37ZM42 262H44V261H42ZM69 262V261H68ZM71 262V261H70ZM72 262H74V259H73V261ZM71 262V263H72ZM225 262V261H224ZM223 262V264H225ZM228 262V261H227ZM240 262V261H239ZM30 263V262H29ZM34 263V262H33ZM47 263V264H48ZM49 263V264H50ZM60 263H61V261H60ZM71 263H66V264H71ZM87 263V262H86ZM90 263V262H89ZM136 264H137V262H135ZM198 264H200L199 262H197ZM202 263H204L205 264V262L203 261ZM208 263V262H207ZM206 263V264H207ZM214 263V262H213ZM245 263V262H244ZM13 264H15V262L13 263ZM18 264H20V263H18ZM23 264H24V262H23ZM35 264V263H34ZM44 264V263H43ZM46 264V263H45ZM75 264V263H74ZM91 264V263H90ZM99 264V263H98ZM101 264V263H100ZM167 264V263H166ZM210 264V263H209ZM215 264V263H214Z\"/></svg>","mask_w":264,"mask_h":264},{"label":"crops","instance_id":"0c3cea01","mask_svg":"<svg viewBox=\"0 0 264 264\" xmlns=\"http://www.w3.org/2000/svg\"><path fill=\"white\" fill-rule=\"evenodd\" d=\"M88 4L96 8L106 28L122 24L134 30L187 28L232 38L264 36V0H0V20L42 17L60 26L81 28L89 24ZM152 38L189 39L165 32ZM156 44L159 42L151 39H136L134 45L148 62L150 53L161 52L162 45ZM197 54L198 50L193 49L192 55Z\"/></svg>","mask_w":264,"mask_h":264},{"label":"water","instance_id":"95a60500","mask_svg":"<svg viewBox=\"0 0 264 264\" xmlns=\"http://www.w3.org/2000/svg\"><path fill=\"white\" fill-rule=\"evenodd\" d=\"M49 57L69 61L76 65L84 62L93 65L110 74L111 82L120 85L121 94L118 96L117 107H112L108 112V118L99 132L100 137L107 138L121 133H130L136 127V113L133 107L134 86L131 83V74L124 67V62L111 54L105 46L88 47L83 43L69 46L65 42L49 44Z\"/></svg>","mask_w":264,"mask_h":264}]
</instances>
